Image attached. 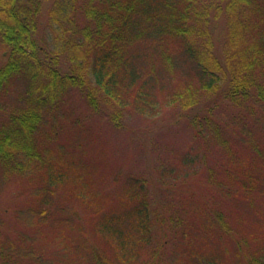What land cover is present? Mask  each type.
<instances>
[{"label": "trees", "instance_id": "obj_1", "mask_svg": "<svg viewBox=\"0 0 264 264\" xmlns=\"http://www.w3.org/2000/svg\"><path fill=\"white\" fill-rule=\"evenodd\" d=\"M77 94L97 114L107 98L113 128L124 110L155 116L179 105L196 138L220 154L206 167L202 193L178 207L179 248L199 235L224 260L234 251L264 264V0H0V181L24 182L19 198L34 195L13 205V237L0 228V264H86L80 250L66 251L71 243L61 245L74 239L65 227L69 203L93 209L83 180L94 188L106 177L65 173L85 151L82 119L70 111ZM145 184L130 175L112 191L98 227L114 240L126 236L115 262L81 238L91 262L134 264L137 246L150 243ZM65 211L62 226L38 231L44 245L19 228L27 213L41 225ZM200 255L188 264H220ZM174 260L167 264L185 261L181 253Z\"/></svg>", "mask_w": 264, "mask_h": 264}, {"label": "rangeland", "instance_id": "obj_2", "mask_svg": "<svg viewBox=\"0 0 264 264\" xmlns=\"http://www.w3.org/2000/svg\"><path fill=\"white\" fill-rule=\"evenodd\" d=\"M218 30L220 31V27ZM209 97L207 94L203 99L208 101ZM100 102L101 114H97L90 110L83 96L77 94L71 100L72 115L78 120L82 119V124L79 125L85 133L82 142L85 151L80 149L81 153L73 159L72 168L68 167V172L65 170V173L80 175L81 178L86 177L87 179L90 178L87 175L105 176L106 179L94 188L88 180H83L82 193L86 197L88 194V197L94 194L93 203H90L93 209L90 205L67 202L73 208V214L65 227L69 229L67 235L74 239L62 241V248L65 249L71 243L72 246L66 249V251H71V255L80 250L79 260L86 264H100L91 262L90 250L81 242L82 238L96 250L98 258H108L112 261L115 258L118 259L117 248L122 246L118 242L126 235L114 240L103 231V228L99 229L98 220L102 214L107 212L105 206L111 203L112 191L119 190L122 183H127L128 176L139 175L146 180L145 185L151 207L150 243L137 246L138 255L134 264L172 263L180 253L183 254L185 260L181 264L190 263L188 256L191 257L193 254L194 258L200 254L205 258L216 256L220 264H229L232 261V264H246L245 260L234 251L233 260H224V256H227L225 251L216 246V248L207 247V243L199 235L197 240L186 241L182 243L185 246L179 248L175 237L178 207L180 208L184 199L192 196V192L194 195L202 193L206 167L209 164H215L220 158V154L208 144L209 141L196 138L192 128L183 117H180V106L169 104L155 116H145L127 109L120 117L122 127L113 128L104 115L109 114L115 107L105 97H101ZM23 183L11 181L5 184L0 181V216L2 215L3 219V225L1 224L0 228L3 227L10 237H13L12 229L17 223L11 211L13 205L22 206L27 203L28 199L33 201L34 197L30 195V189L25 190V194L19 198L18 191ZM88 185L91 186L90 190L87 189ZM58 189L57 196L60 192L62 193V188ZM64 191L69 196V192L65 189ZM68 215H70L69 211L57 213L53 220L44 219L41 220V225H37L31 221L27 213L25 214L27 219L20 223L19 228L25 234L33 235L35 240L38 235L37 246L44 245L42 243L46 241L42 240L43 236L39 235L38 231L44 230L47 225L62 226L63 217ZM250 216L257 218L255 213ZM136 239L135 236L133 240L136 241ZM35 244L31 238L30 245L34 247ZM61 245L58 244L56 247ZM185 249L188 252H184Z\"/></svg>", "mask_w": 264, "mask_h": 264}]
</instances>
